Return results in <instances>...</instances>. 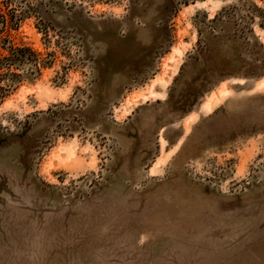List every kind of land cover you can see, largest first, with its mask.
I'll return each instance as SVG.
<instances>
[{"label": "rangeland", "instance_id": "374dc122", "mask_svg": "<svg viewBox=\"0 0 264 264\" xmlns=\"http://www.w3.org/2000/svg\"><path fill=\"white\" fill-rule=\"evenodd\" d=\"M0 264H264V0H0Z\"/></svg>", "mask_w": 264, "mask_h": 264}, {"label": "trees", "instance_id": "16d2710c", "mask_svg": "<svg viewBox=\"0 0 264 264\" xmlns=\"http://www.w3.org/2000/svg\"><path fill=\"white\" fill-rule=\"evenodd\" d=\"M23 51H24L23 49L11 48L8 56L0 57V64L2 61L19 57L23 53ZM1 76L2 75L0 74V77Z\"/></svg>", "mask_w": 264, "mask_h": 264}]
</instances>
